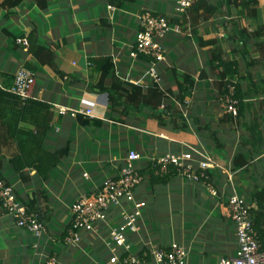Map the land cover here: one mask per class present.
Returning a JSON list of instances; mask_svg holds the SVG:
<instances>
[{
  "label": "crops",
  "instance_id": "obj_1",
  "mask_svg": "<svg viewBox=\"0 0 264 264\" xmlns=\"http://www.w3.org/2000/svg\"><path fill=\"white\" fill-rule=\"evenodd\" d=\"M174 1L127 0L121 7L112 5L109 8L107 0H40V3L22 0L9 8L4 5V0H0V82L10 86L15 71L24 67L35 76L29 96L49 101L56 110L78 108L84 101L93 104V115L88 117L91 121L87 125L79 124L69 113L54 118L57 134H72L77 129L76 136H64L71 142L68 157L72 155L76 163H90L83 156L79 161L77 158L82 136L79 128L103 124L109 128L111 154L106 160L100 156L97 160L92 158L93 164L97 167L100 163L102 170L108 162L105 172L100 174L96 168L92 176L84 171L83 178L91 181L83 189L74 188L70 205L80 193L94 192L106 177L119 174V163L128 151L139 152L137 167L142 170L143 179L134 189V197L144 201L145 205L140 209L137 231L127 240L129 248L123 247L120 251L123 258L179 243L187 249L189 264H215L222 257L234 255L237 248L234 223L226 206L228 194L237 189L246 200L248 198L250 208H255L251 196L256 188L264 185V34L254 36L252 33L256 24L264 23V0H257L254 20L246 19L238 9L231 8L228 0H209L217 9L208 18H200L194 23L197 33L192 34L190 27H186L181 33L171 31L161 40L166 49L165 58L160 62L163 86L174 85L172 68L190 74L195 80L186 105H183L187 112L186 117L183 116L187 123L185 128H172L170 123L158 125L156 119L146 118L142 112L127 117L124 124H117L115 128L107 117L106 94L87 90V84L97 77L88 58L100 54L113 57L116 73L124 80L142 82L143 87L150 84L147 83L144 58L133 61L128 57L138 27V13L145 8L173 17ZM13 27H20V30L15 33ZM33 27L41 43L59 44L54 57L59 72L44 66L32 71L25 66V61L31 60L24 53L27 49L15 40L16 49L10 42L12 35L26 36ZM212 38L218 41L225 60L235 62L232 68L237 66L235 75L243 97V110L238 116L228 113L221 99L223 86L219 72L209 63L212 44L200 43ZM69 42L74 52V48L77 49L79 59L69 60L66 56L65 45ZM6 76L11 78L6 81ZM170 102L178 101L170 99ZM56 112L58 114V110ZM95 119H100L101 124L93 123ZM239 149L247 163L234 166L232 159ZM186 150H197L200 154L195 157H208L215 162L203 170L206 177L193 180L179 172L168 174L176 168L168 169V177L164 176V180L159 179L164 172L158 175L157 169L152 172L158 177H150L151 162L154 161V165L155 159L165 153L180 154ZM67 158L51 170L48 181L38 183L49 193L47 203L44 202L46 205L56 197L60 198L59 194L52 198V192H59L53 187L54 171ZM193 163L197 167L196 162ZM69 175L71 172L67 170L66 177ZM14 185L22 195L31 194L33 190L31 184L15 181ZM66 186L67 183H62L60 187ZM46 205L44 207L48 209ZM115 213L116 210L109 213L108 225L113 226L120 220V212L114 216ZM70 214L71 211L61 216L62 227L49 223L46 232L35 237L30 230L18 227L0 206V264H39L47 256H56L59 264H91L97 260L106 264L110 253L105 243L111 241L106 232H83L82 240L76 246L65 242L66 234L61 238ZM154 225L173 226L175 233L154 234ZM50 232L52 235L47 238ZM259 240L263 241L264 235ZM77 247L81 250H75ZM100 253H104L102 259L94 255Z\"/></svg>",
  "mask_w": 264,
  "mask_h": 264
},
{
  "label": "trees",
  "instance_id": "obj_2",
  "mask_svg": "<svg viewBox=\"0 0 264 264\" xmlns=\"http://www.w3.org/2000/svg\"><path fill=\"white\" fill-rule=\"evenodd\" d=\"M21 1L22 0H4L3 3L7 7L12 8L17 6ZM107 1L116 7H121L127 2V0ZM36 2L40 3V0H36ZM228 2L231 8L238 9L239 13L246 19H255L257 0H228ZM175 3L176 0L174 1V6ZM216 9L217 6L214 7V4L209 0H194L184 12L178 14L174 9V16H168V18L171 23L178 25L179 33L183 30L182 28L186 29V27H190L189 32L193 34L197 33L194 23L200 18H208ZM145 11L157 13L156 11L144 8L139 14ZM140 27L138 22L135 34ZM252 33L254 36L263 35L264 23L256 24ZM16 37L17 36L12 35L10 42L13 43L17 49L18 45L15 42ZM26 37L28 39V47L27 51L24 53L29 55L31 60H29V62L25 61V66L32 71L35 70V68L39 69L41 66H44L59 72V70L56 69L54 60L55 49H57L59 44L55 42L41 43L37 38L34 27L28 31ZM203 42L212 44L209 63L213 69L219 72L220 84L223 86L221 99H223L224 94L228 91V84L234 83L235 98L238 100V113L236 116H238L243 110V97L235 75L236 72H238L237 66L234 65L235 67L232 68L235 62L225 60L222 55L223 50L221 47H218L219 43L216 39L212 38L200 41V43ZM133 45L134 41L130 49ZM128 57L133 61L144 58L146 62V71L150 63V59L147 56L143 55L132 58L129 56L128 51ZM34 61L37 63H34ZM88 63L97 77L95 81L91 82L89 85L87 84V90L89 92L106 94L107 117L113 124H124L127 117L142 112L146 118L156 119L158 125L170 123L173 124L172 128L180 129L187 126V123L183 121V116L187 115V112L183 109V105H186L187 98L195 82L190 74L179 73L175 68H172L171 74L175 79V83L172 87L165 88L160 73L162 63H159L157 69L160 74V82L155 83L149 81L147 83L150 84L143 87L144 83L142 82H130L119 76L116 73L114 60L110 54L91 56L88 58ZM9 78H11V76H8L6 81L9 80ZM34 84L35 82L30 86L29 92L32 90ZM10 86L9 84L0 82V177L7 183L13 185L17 200L25 205L28 213H33L35 218L43 224L45 233L47 230V221L50 219V213L48 209L45 208L43 210L39 206V201L42 198L47 201L49 193L38 183L48 181L51 170L57 167L62 160L70 155L71 142L68 137L64 138V135L57 134L55 131L56 126L54 118L55 115L61 116V113L57 114V110L49 101L31 95L23 98L11 92L9 90ZM170 99H176L178 102L172 104ZM75 119L81 125H87L91 121V119L79 113L75 115ZM92 122L96 125L101 124L100 119L92 120ZM9 144H13L15 150L10 156L6 157L2 152V148ZM232 161L234 166H243L247 163V159L243 157V153L240 149L235 154ZM124 162L125 157L119 163L120 169ZM137 162L138 161L135 162L136 166ZM153 162L150 164L151 167L148 166L151 169L150 177L157 176V174L153 175V172L160 166L155 163L153 165ZM170 168L173 169L175 167L169 165L168 169ZM139 172L142 174V170H139ZM177 172V170L175 171L173 169L168 172V174ZM159 174L160 173H158V175ZM168 174L164 172L159 179L164 180L165 177H168ZM113 176L116 177L118 174ZM15 181L21 184L33 185L31 194L22 195L17 186L14 185ZM251 197L256 207L250 208V215L260 239L261 235H264V185L256 188ZM116 212L118 213V209ZM117 213H115L114 216ZM70 215V220L65 225L66 228L63 229L60 234L62 239L71 223L72 214ZM10 218L13 220L12 217ZM119 221L115 222V224ZM134 233L135 232L127 233V240H130L131 235ZM261 242V245L263 244L262 248L264 249V240H261ZM140 254L142 255V251L139 252V255ZM94 255L100 259L104 257V253ZM148 259H150L149 255Z\"/></svg>",
  "mask_w": 264,
  "mask_h": 264
},
{
  "label": "built area",
  "instance_id": "obj_3",
  "mask_svg": "<svg viewBox=\"0 0 264 264\" xmlns=\"http://www.w3.org/2000/svg\"><path fill=\"white\" fill-rule=\"evenodd\" d=\"M193 1L176 0L175 12L178 14L184 12ZM108 7L112 8V4L109 3ZM138 22L141 27L135 34L134 45L129 49V56L132 58L147 56L150 63L146 69V77L150 82L159 83L160 74L157 65L164 60L166 51L161 40L171 31L179 32V27L171 23L167 17L150 11L140 13ZM16 42L25 50L27 49L26 36L17 37ZM34 82L33 72L20 67L14 73L9 90L24 98L29 96L30 86ZM227 89L223 96L225 110L232 115H237L238 100L235 98L234 83L228 84ZM92 107V103L84 101L78 108L60 107L57 110L61 114L69 113L75 116L79 113L90 117L93 115ZM195 154L200 153L197 150L192 152L186 150L180 154L165 153L155 159V164L160 165L157 173L166 172L168 166L172 165L187 178L197 180L206 177L203 170L215 162L208 157L199 159L195 157ZM139 159V152L128 151L118 176L106 177L94 192H82L76 197L70 205L72 219L64 238L65 242L76 246L81 242L83 232H106V236L111 240L105 243L110 253L106 264H189L187 249L179 243H172L168 248H153L151 252H144L141 256L129 254L123 258L120 254L123 247L129 248L127 233L137 231L141 218L140 209L145 205L144 201L135 199L133 191L143 179V174L135 165ZM193 162H196L197 167ZM211 192L216 193L214 189H211ZM226 202L230 218L234 223L237 248L234 255L222 257L215 264H264V249L254 227L247 200L232 189ZM0 206L13 217L18 227L30 230L35 237L43 234V224L35 218L33 213L27 212L25 205L17 200L13 185L1 177ZM117 209L120 212V221L113 226L108 225L109 213ZM39 264H59V261L56 256H47ZM91 264L104 263L97 260Z\"/></svg>",
  "mask_w": 264,
  "mask_h": 264
},
{
  "label": "rangeland",
  "instance_id": "obj_4",
  "mask_svg": "<svg viewBox=\"0 0 264 264\" xmlns=\"http://www.w3.org/2000/svg\"><path fill=\"white\" fill-rule=\"evenodd\" d=\"M156 14L163 15L168 18V16L165 14H161L158 12ZM138 15L140 14L138 13ZM45 21L49 22L47 19ZM11 25H14V24H11ZM47 26L49 28V24ZM13 29H14V32L17 33L20 30V27L19 28L13 27ZM41 37L42 39H45L43 35ZM74 50L75 52L72 50V44L70 42L65 45L66 56L68 57L69 60L73 58L76 60L79 59L78 58L79 53L77 52V49L74 48ZM81 62H83V59L81 60ZM103 98L105 97L103 96ZM102 126H104V128H102ZM102 126L101 127L100 126H97V127L81 126L79 128L81 130L82 136L80 138V146L78 149L77 158L79 161V158L83 156L85 159H89L90 163H86V162L76 163L74 159L71 157L72 156L71 155L65 161H63L62 164L54 171V182H53L54 186L53 185L52 186L56 189V191H59V192L57 193L53 190L54 192H52V198L53 197L55 198L57 194H59L58 196H60V198L56 197L55 201L51 202V204L49 203V205L48 204L46 205L44 203V202L47 203V201L43 200V198L40 199L39 201V204H40L39 206L43 210L45 209L44 207L45 205L48 206V211L50 214H52V217L50 219L52 222L48 220L47 221L48 225L49 223H51V225L55 224L57 225V227H59V224H60V226L62 227V217L61 216L62 215L66 216L70 213L69 207H70L72 193L74 191V188L78 187L79 189H83L91 181V179L87 180L83 178L82 173L84 171L89 173L92 176L95 173L96 168L98 169V172L100 174L105 172L104 171L106 169L105 166L108 165L107 164L108 162L104 164L103 166L104 170H102L100 163L97 164V167L93 164L94 163L93 161L97 160L98 156L103 158L102 160H106V156L108 154H111L110 152V148H111L110 140L111 139H110V136H108L109 128H106L104 124ZM113 126L116 128L117 124L114 123ZM76 133H77V129L74 130L72 134H67L66 132H62L61 134H63L64 136L72 135V137H74L76 136ZM14 150H15V147L13 144H9L2 148V152L3 154H5V156L6 155L10 156L14 152ZM92 158H96V159L92 160ZM67 170L68 172H71V175H69V178L66 177ZM62 183L63 184L67 183V186L61 188L60 186ZM236 191L238 190L236 189ZM52 198H49V199H51L52 201ZM247 201H248V198H247ZM174 230L175 228L173 226L172 228L170 227L161 228L159 225L153 226L154 234H167L170 232L174 234L175 233ZM51 235H52L51 232L48 233L47 238L51 237ZM53 244H51V247L53 246ZM75 250L79 251L81 249L77 247L75 248Z\"/></svg>",
  "mask_w": 264,
  "mask_h": 264
}]
</instances>
